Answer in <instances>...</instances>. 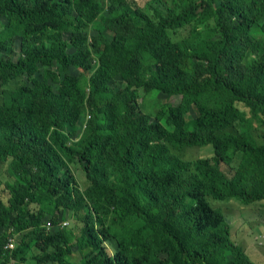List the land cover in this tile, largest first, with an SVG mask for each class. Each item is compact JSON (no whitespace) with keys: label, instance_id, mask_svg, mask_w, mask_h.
Returning a JSON list of instances; mask_svg holds the SVG:
<instances>
[{"label":"trees","instance_id":"trees-1","mask_svg":"<svg viewBox=\"0 0 264 264\" xmlns=\"http://www.w3.org/2000/svg\"><path fill=\"white\" fill-rule=\"evenodd\" d=\"M165 6L0 0V86L26 79L0 99L1 262L258 264L216 203L264 201V0ZM151 91L180 101L156 119ZM194 146L214 154H178Z\"/></svg>","mask_w":264,"mask_h":264},{"label":"rangeland","instance_id":"rangeland-1","mask_svg":"<svg viewBox=\"0 0 264 264\" xmlns=\"http://www.w3.org/2000/svg\"><path fill=\"white\" fill-rule=\"evenodd\" d=\"M102 1V0H101ZM105 1V0H103ZM135 2L142 8L144 11H147L152 17H155V9H152V6L155 8L162 9L165 14H167L165 3H172L173 0H130ZM175 6V3L172 4V7ZM215 26V21L210 20V22L202 24V28H211ZM192 26L187 25L176 32H172L173 38L175 40L181 39L185 36L191 34ZM38 75L43 78L44 70H40ZM26 82L25 77H21L16 82L11 84H6L3 87L0 86V99L3 93V90H10L14 87H17L20 84ZM142 109L151 114L154 118L158 119V114L161 109V105L165 102L172 101L178 103L180 101V96H170L163 92L151 91L140 99ZM239 106L243 107L249 115H251L250 108H248L244 103L239 102ZM87 118L82 119V125L84 126ZM254 134L256 135L259 142L264 143V122L262 120H257L255 123ZM183 158L192 160L200 156L212 155L214 154V149L211 146H194L187 147L178 152ZM241 160V154L237 155L232 166H227V170L230 173H234V169L238 167ZM13 176L10 171V161L0 163V181H3L4 184L1 186L0 193L4 198H8L9 190L6 188V181L12 180ZM80 183L84 187L87 183L85 175L80 177ZM213 202V201H212ZM218 206L225 208L227 218L233 226V239L239 244L243 245L246 251L251 255V257L258 263L264 264V201L258 202L256 204L246 205L239 201L231 202H217ZM75 215L64 216L63 223H67L70 226L75 224ZM72 261L75 264H81L82 258L79 254H76L72 257Z\"/></svg>","mask_w":264,"mask_h":264},{"label":"built area","instance_id":"built-area-1","mask_svg":"<svg viewBox=\"0 0 264 264\" xmlns=\"http://www.w3.org/2000/svg\"><path fill=\"white\" fill-rule=\"evenodd\" d=\"M49 227L51 226V222L48 223ZM18 244V240H17V237L16 236H13L10 238L8 244L6 245L7 248H11V249H14L16 248Z\"/></svg>","mask_w":264,"mask_h":264},{"label":"crops","instance_id":"crops-1","mask_svg":"<svg viewBox=\"0 0 264 264\" xmlns=\"http://www.w3.org/2000/svg\"><path fill=\"white\" fill-rule=\"evenodd\" d=\"M0 264H7V263H6V261L3 260L2 262L0 261ZM9 264H31V263H30V261H27L25 263H23V262L16 263V261L13 259Z\"/></svg>","mask_w":264,"mask_h":264}]
</instances>
